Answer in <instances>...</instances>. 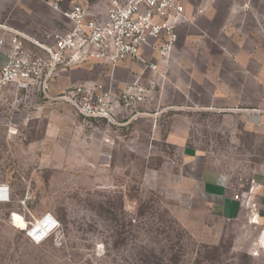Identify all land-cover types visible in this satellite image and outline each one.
Segmentation results:
<instances>
[{"label": "rangeland", "instance_id": "rangeland-1", "mask_svg": "<svg viewBox=\"0 0 264 264\" xmlns=\"http://www.w3.org/2000/svg\"><path fill=\"white\" fill-rule=\"evenodd\" d=\"M172 54L149 78L156 95ZM150 101L109 124L44 95L2 97L0 183L12 200L0 206V264H264V120L195 107L156 115ZM187 147L237 190L255 181L258 224L187 179ZM46 213L60 228L37 245L23 226Z\"/></svg>", "mask_w": 264, "mask_h": 264}, {"label": "crops", "instance_id": "crops-1", "mask_svg": "<svg viewBox=\"0 0 264 264\" xmlns=\"http://www.w3.org/2000/svg\"><path fill=\"white\" fill-rule=\"evenodd\" d=\"M185 9L179 28V41L170 61L172 72L156 95L149 81L146 65L110 68L89 62L63 73L53 85L55 98L68 87L81 84H104L122 89L142 76L150 89L148 104L159 115L160 108L202 109L236 112L250 121L264 120V0H178ZM77 0H0V24L45 41L48 35L65 34L74 25L63 16ZM54 5H58L56 9ZM108 0H89L88 14L99 23L107 19ZM147 56L158 55L150 49ZM7 58L0 54V65ZM128 62V61H126ZM151 62H154L151 60ZM166 66V62L163 64ZM52 86V85H51ZM190 107V108H189ZM195 107V108H192ZM122 115L118 116V119ZM175 138L186 133L173 132ZM189 166L187 179L200 186L205 195L221 198L231 206L233 190L219 172L199 166L197 153L184 148ZM216 201V200H215Z\"/></svg>", "mask_w": 264, "mask_h": 264}, {"label": "built area", "instance_id": "built-area-1", "mask_svg": "<svg viewBox=\"0 0 264 264\" xmlns=\"http://www.w3.org/2000/svg\"><path fill=\"white\" fill-rule=\"evenodd\" d=\"M88 3L77 0L64 11L63 16L74 27L63 35H48L45 41L0 24V54L7 58L0 65V100L7 92L44 95L68 103L88 123L109 124H116L119 115L134 113L146 104L150 89L142 76L117 90L104 84L81 83L55 98L49 90L61 74L89 62L114 68L131 60L144 63L151 73H160L179 41L184 7L178 0H108L107 19L99 23L89 17ZM54 7L59 9L58 5ZM147 49L157 52L162 62H147ZM231 188L234 201L248 210L251 223L258 224L262 218L254 201L255 181L246 191ZM11 200V187L0 183V206ZM59 228L60 222L46 213L26 232L34 244L40 245Z\"/></svg>", "mask_w": 264, "mask_h": 264}, {"label": "bare ground", "instance_id": "bare-ground-1", "mask_svg": "<svg viewBox=\"0 0 264 264\" xmlns=\"http://www.w3.org/2000/svg\"><path fill=\"white\" fill-rule=\"evenodd\" d=\"M23 229H25V230L28 229V228H27V224H24ZM41 234L43 235L44 233L41 232Z\"/></svg>", "mask_w": 264, "mask_h": 264}]
</instances>
